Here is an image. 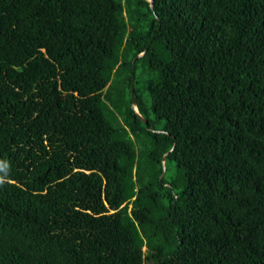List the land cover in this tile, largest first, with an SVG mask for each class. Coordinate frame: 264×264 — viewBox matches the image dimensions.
Returning a JSON list of instances; mask_svg holds the SVG:
<instances>
[{"label":"trees","instance_id":"16d2710c","mask_svg":"<svg viewBox=\"0 0 264 264\" xmlns=\"http://www.w3.org/2000/svg\"><path fill=\"white\" fill-rule=\"evenodd\" d=\"M0 264H264V0H0Z\"/></svg>","mask_w":264,"mask_h":264},{"label":"water","instance_id":"95a60500","mask_svg":"<svg viewBox=\"0 0 264 264\" xmlns=\"http://www.w3.org/2000/svg\"><path fill=\"white\" fill-rule=\"evenodd\" d=\"M149 2H150V5H152V0H149ZM131 95H133V90H132V88H131ZM133 99V103H132V106L136 109V105H135V100H134V97L132 98ZM136 111H137V109H136ZM142 120L143 121H146L144 118H142Z\"/></svg>","mask_w":264,"mask_h":264}]
</instances>
